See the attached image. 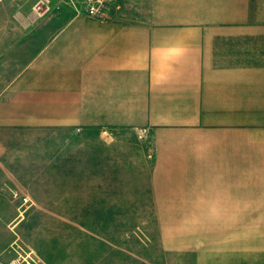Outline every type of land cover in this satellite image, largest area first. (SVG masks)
Segmentation results:
<instances>
[{
	"label": "crops",
	"instance_id": "0c3cea01",
	"mask_svg": "<svg viewBox=\"0 0 264 264\" xmlns=\"http://www.w3.org/2000/svg\"><path fill=\"white\" fill-rule=\"evenodd\" d=\"M116 4L34 27L48 39L0 92V209L9 179L58 177L82 208H109L103 168L68 135L138 131L149 187L129 208L159 227L148 264H264V0Z\"/></svg>",
	"mask_w": 264,
	"mask_h": 264
},
{
	"label": "rangeland",
	"instance_id": "374dc122",
	"mask_svg": "<svg viewBox=\"0 0 264 264\" xmlns=\"http://www.w3.org/2000/svg\"><path fill=\"white\" fill-rule=\"evenodd\" d=\"M67 9L68 16H80L82 0L0 1V92L48 39L49 32L39 36L34 27L59 26L65 18L56 15ZM104 133L75 131L68 137L78 142L75 158L103 168L94 196L104 197L109 208L88 210L75 203L81 187L69 178H43L26 189L9 179V202L0 209V264H148L157 257L159 227L133 224L136 210L129 208L139 204L149 187L140 135L129 130ZM28 192L41 202L34 203Z\"/></svg>",
	"mask_w": 264,
	"mask_h": 264
},
{
	"label": "built area",
	"instance_id": "2783aa9c",
	"mask_svg": "<svg viewBox=\"0 0 264 264\" xmlns=\"http://www.w3.org/2000/svg\"><path fill=\"white\" fill-rule=\"evenodd\" d=\"M117 0H82L83 11L90 17L99 20L111 19L115 10ZM29 201L27 197L23 198V203Z\"/></svg>",
	"mask_w": 264,
	"mask_h": 264
}]
</instances>
